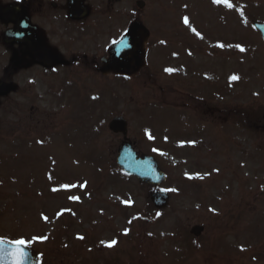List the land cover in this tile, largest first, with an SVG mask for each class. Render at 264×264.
Here are the masks:
<instances>
[{"label":"rangeland","instance_id":"rangeland-1","mask_svg":"<svg viewBox=\"0 0 264 264\" xmlns=\"http://www.w3.org/2000/svg\"><path fill=\"white\" fill-rule=\"evenodd\" d=\"M143 1L135 16L150 37L141 73L99 72L129 24L124 8L121 20L106 17L102 37L93 34L92 50L88 42L87 70L19 73V94L1 102L0 239L25 240L45 264H92L97 237L119 264H264V131L234 126L264 110V45L252 29L264 21V0ZM119 116L135 149L162 163L169 210L155 213L153 190L117 169L123 139L108 127ZM184 181L200 192H184ZM195 226L205 233L192 242ZM111 234L120 242L108 252Z\"/></svg>","mask_w":264,"mask_h":264},{"label":"flooded vegetation","instance_id":"flooded-vegetation-1","mask_svg":"<svg viewBox=\"0 0 264 264\" xmlns=\"http://www.w3.org/2000/svg\"><path fill=\"white\" fill-rule=\"evenodd\" d=\"M143 0H0V76L1 81L19 80L20 69H38L53 73L63 69L70 75L80 74L87 70L91 63L87 55V44L92 50L93 34H99L104 19L110 15L121 20L119 10L126 8L128 22L138 20L135 7ZM76 4L81 11H87L89 16L78 21L73 20L72 5ZM145 6V2H144ZM128 8L131 11H128ZM124 16V15H123ZM39 39L41 50H47L50 57L60 59L64 64L52 70L38 66L28 49L27 42ZM93 59V57H92ZM102 60V59H101ZM100 60V62H101ZM76 69H73L75 68ZM18 92H19V88ZM16 89V90H17ZM243 116H246L244 112ZM247 116L249 114L247 113ZM248 125L255 134L260 130V116L256 111L251 112ZM97 253L92 256V264H119V259L108 253L104 256L103 247H99L97 237ZM109 244L119 247L120 240L113 234L107 240ZM108 252L116 248L106 247ZM79 254L78 249H73ZM88 262V261H87ZM75 264V263H72Z\"/></svg>","mask_w":264,"mask_h":264},{"label":"water","instance_id":"water-1","mask_svg":"<svg viewBox=\"0 0 264 264\" xmlns=\"http://www.w3.org/2000/svg\"><path fill=\"white\" fill-rule=\"evenodd\" d=\"M263 38H264V26L257 25ZM141 29L140 26L135 25L131 28L129 34L117 43L110 51V61L105 62L103 68L104 72L113 70L117 73H133L137 72L143 66V42L138 36V32ZM110 129L114 133H127V123L123 118H116L110 125ZM119 166L125 170L127 174L136 175L139 174L143 180L154 183H160L164 180L159 173L157 165L152 159H146L144 161H137L136 155L132 153L130 147H124L120 152L118 158ZM153 201L159 208L167 206V197L160 194H156L153 197ZM14 247V245H12ZM23 251L27 253L26 264H39L40 258L37 257L29 248L23 246ZM0 264H14L11 255L5 253L0 256Z\"/></svg>","mask_w":264,"mask_h":264},{"label":"snow or ice","instance_id":"snow-or-ice-1","mask_svg":"<svg viewBox=\"0 0 264 264\" xmlns=\"http://www.w3.org/2000/svg\"><path fill=\"white\" fill-rule=\"evenodd\" d=\"M222 2L226 3L227 0H214V3H216V4H221ZM227 6L228 7H232L231 4H228ZM184 23L188 24L187 17H185ZM193 31H195V29H193ZM196 35L199 36L200 34L197 32ZM120 43L122 44L123 41H120ZM162 43H163V41H162ZM220 47L223 48L224 45H220ZM240 51L243 52V51H245V49L240 48ZM165 71H167L169 73H172L173 69L168 68V69H165ZM238 79L239 78L236 77V76L232 77L233 81L238 80ZM148 138L150 140L153 139L151 134L148 135ZM153 151H156V149H153ZM191 178L192 177H189V179H191ZM64 188L65 189H70V186L69 185H64ZM52 191L56 192L57 189L53 188ZM173 191H175V190L173 189ZM68 199H70V200H79V197L74 196V195H70L68 197ZM44 219L47 220L48 217L45 216ZM79 239H84V237H79ZM115 243L116 242L114 241L112 244H109L108 246L112 247ZM12 245H14V247H12ZM25 245H26V241L23 240V239H18V240H15V241H5V240L0 239V256H2L3 254L7 253V254L11 255V257L13 258L14 264H26L27 253L25 251H23V246H25Z\"/></svg>","mask_w":264,"mask_h":264}]
</instances>
